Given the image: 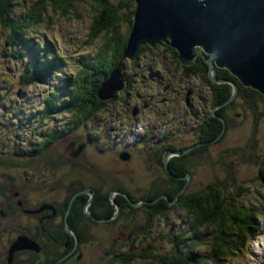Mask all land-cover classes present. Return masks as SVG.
Wrapping results in <instances>:
<instances>
[{
  "label": "trees",
  "instance_id": "16d2710c",
  "mask_svg": "<svg viewBox=\"0 0 264 264\" xmlns=\"http://www.w3.org/2000/svg\"><path fill=\"white\" fill-rule=\"evenodd\" d=\"M83 1L90 2L92 13L83 44L97 42V47L81 52L80 32L79 44L73 48V51L75 54L76 52L81 54L85 62L81 66V73L76 74L71 81L72 91L69 94L68 106L54 110L61 112L69 108L74 126L81 122V126L85 128L89 126V119L94 115L104 116L107 104L124 105L126 99L129 101L133 98L130 95L133 90L140 89L139 85L135 88L137 82H146L144 77L133 75L134 67L142 62V55L138 54L135 61L128 58L122 59L119 55L130 27L132 0H0V28L3 33H6L5 50L9 53L3 52L8 57L13 59L26 55L34 57L31 65L20 73L23 85H28L44 77L33 68V65L38 63L37 57L42 51L37 42L32 43L23 39V34L29 28L49 26L52 23V17L73 16L74 19H81L76 12H78L77 5H81ZM18 2L19 4L24 2L19 10ZM44 49L51 54L54 61H62L61 55L55 52L53 47L45 46ZM141 50L142 54L152 59L150 65L142 71L143 75H146L149 69L157 71L160 60L159 62L163 65L167 63L170 66L168 69L173 74L171 77L180 74L181 77L189 78L197 74L199 82L208 87L209 102L206 107V117L194 132L198 139L194 141L192 135H188L187 138L183 135L176 142H167L165 146L153 151V155L148 153L149 156L146 159V161H153L162 172L151 170L152 175L149 172L143 175L136 172H124L126 182L118 181L119 183H114L116 186H110L109 190H106L105 182L90 183L88 179L92 175H88L85 181L81 180L78 184L79 179L73 178L67 179L65 184H62V180L51 183L49 189L53 190V193L60 192L64 197L59 205L52 203L58 213L57 217L60 216L57 219L61 221L55 228L52 226L53 229L48 230L45 225L43 226L46 234L41 236L39 242L44 244L48 240V244H53V249L50 252L43 248L32 252L30 256L32 259L34 257L39 259L38 264H73L78 252L77 244L84 245L92 240L94 226L106 230V234L113 236V239L108 241L109 244L108 242L99 244L103 252L102 259H105L103 264H226L228 260L242 255L243 250L259 234L260 217L264 216V160L258 164L257 170L256 181L263 186V194L256 196L259 200L257 203L248 201L249 189L239 181L228 182L223 177L215 175L216 177L209 179L207 184L194 190L195 186H191V179L197 173L199 174L201 167H205L203 164L206 163L204 162L206 157L202 152L212 158L214 150L220 154L228 147L218 145L223 141L230 127L232 129L238 121L242 120L240 116L232 112V107L236 105V110L244 107L256 120L262 116L261 104L264 101V95L242 86L226 69L214 67V78L233 81L237 85L236 96L227 101L232 94V87L226 82L216 83L207 77L206 72L209 69L205 61L207 56L201 53L195 57L192 64L183 65L175 48L170 45L168 37L154 46L141 45L139 51ZM74 56L76 55L71 57ZM118 64H121V68L123 66L126 68L125 75L121 71L122 78L126 79V85L122 90L115 91L111 98L102 100L97 94L98 87ZM167 72L169 73L168 70ZM125 92L129 93L126 99L118 100L117 96ZM51 101L55 102L53 99ZM12 108L13 105L8 106L9 110ZM46 109L45 107L44 110ZM17 112L18 110L15 109L14 115L18 114ZM100 112L103 113L100 114ZM168 125L170 126L171 123L168 122ZM27 126L25 123L23 129L19 127L15 129L16 132L11 135L14 143L18 140L24 142L21 138ZM172 127L175 131V127ZM73 128L70 127L68 130ZM64 129L67 128L64 127ZM94 133L96 134V130ZM58 135L56 134L55 137ZM51 139L53 137L48 140ZM173 140H176V136H173ZM46 144L37 145L35 152L45 149V146H48ZM10 148L12 151L3 157L1 153L5 147L0 148V167L2 168L17 164L14 161V147ZM239 150L241 148L235 147L228 150L227 155L236 153L246 161L248 157L245 151ZM166 155L170 157L165 162ZM47 171L54 173L55 169L49 168ZM130 179L134 182H128ZM144 179L147 180L143 181ZM141 181L142 183H137ZM6 188L7 185L3 187L0 182V197L7 195ZM111 191H115L113 200ZM7 201L6 204L0 203V218L8 220L15 216L20 220L22 215L17 210V205L10 200V197ZM172 209L187 216L186 229L175 233L173 229L168 228L169 230L163 233L155 227L154 221L167 218L171 215ZM139 214L141 218L137 220ZM65 218L74 234L64 229ZM84 225L86 226L83 227ZM128 227L138 229L130 235H124ZM38 231L39 227L35 233L31 232L34 240L39 238ZM16 232L29 235L19 226L2 235L10 237ZM166 240L171 244V250L163 253L158 246ZM203 248L201 253L196 252L197 249Z\"/></svg>",
  "mask_w": 264,
  "mask_h": 264
},
{
  "label": "flooded vegetation",
  "instance_id": "af4514ba",
  "mask_svg": "<svg viewBox=\"0 0 264 264\" xmlns=\"http://www.w3.org/2000/svg\"><path fill=\"white\" fill-rule=\"evenodd\" d=\"M41 51L42 56L40 58L37 57L38 63L34 64L33 68L37 72L42 73L44 77H42L40 81H32V83L28 85H23L20 73L28 68V66H25L24 69L19 73L20 78L18 81L20 87L15 94L16 97L14 98V101H17V98H21V92H24L26 87L43 84L46 80L53 77L56 72L60 73V79L54 87H52L45 93V95L40 99L39 104L33 107L36 110L31 109V111H28L29 114L27 115H25L26 112L20 111L17 112L18 114L13 115L14 118H23L24 120H33L34 122V128L32 130H30L29 126L25 128V134L21 138V140H23L24 142H20L18 140L19 144H17L18 142H15V144L13 145V151L15 155L14 161L17 163L14 164L13 167L25 169L26 167H34V165L42 164L44 167V171L47 173L46 175H44L45 180H50L52 182L62 180V184H65L66 180L69 178L79 179L77 182L78 184L79 182H81V180L85 181L88 178V175H92V177L88 179L91 181L90 183L101 184L102 182H105L107 185L106 190H109V187L115 185L116 182L119 183L118 181H122L123 183L126 182V179L123 175L124 172H136L139 175H143L142 172H139L137 170L140 162L145 163L142 155L144 157L146 155L147 159L149 154L153 155V151H156V149H158L159 147L166 145L167 138L171 135L170 132L166 131V127L168 126V122H170L171 124L174 123V120L167 118L168 111H165V105L168 100L175 99L174 102L176 103V105L178 104V102L182 101L184 103V116H186V114L188 113H195L194 116H192L194 117L193 123H189L191 134L195 132V129H198L197 127L201 122H204V117H206V107L208 106L209 102L208 87L199 82L197 74H194L189 78L181 77L179 74L178 79L180 82H182L183 85L181 89H177V91H179V94L174 91V94L170 99L164 96L160 97L164 95V93L155 95L149 94V92L147 91L146 94L144 92L143 95L139 93L130 94L131 96L134 95L131 99L134 101L132 103L133 106L129 104L131 100L128 101L126 99V106L123 105V107H120L124 108L121 110L123 116H121L122 113H120L119 115H114V119H110V125L106 120L101 121L102 128H96V134L94 133V137L91 139V141H96L99 144V156L102 159H96L94 161L95 165H93L92 163H88V161L93 158V154L87 151L86 142H78V137L81 138V122L74 126V121L71 118L69 108L66 111L61 112L54 110L58 107L68 106L69 94L72 91L71 81L75 78L76 74L81 73V66L85 62V59L81 57V54L77 52L75 54V51L71 55L59 52L62 57V61L56 62L54 61V58L51 56V54L47 53L46 49H41ZM139 52L137 53V55H146L142 54V50L140 53ZM72 55L76 56L71 57ZM136 59L137 56L135 60ZM124 68L125 67L123 66L121 68V71H123L125 75L126 68ZM145 68H140V64H137L134 67L133 75L145 77L142 72ZM149 70V72L151 73L155 71L152 69ZM168 71L170 73L169 69ZM70 74L72 75L70 76ZM214 74L215 70L213 72V75ZM123 78L125 79V77ZM143 82L144 81H142V83ZM172 85L173 84H171V86ZM145 89L146 88H143L142 90ZM125 93L127 95L129 94L127 92ZM49 97H51V99H53L55 102H52ZM49 99L50 101H48ZM138 101H140V105ZM148 101H150V103ZM53 103H55V105H53ZM108 105L109 104H107L106 108L104 109V112L107 111ZM45 107L47 108L46 110H44ZM14 113L15 110H13L12 114ZM102 113L103 112H100V114ZM10 122L12 123L11 120ZM19 123L15 124L14 130H17L18 127L19 129L24 128L25 125H22L20 121ZM64 127H66L67 129L65 130ZM70 127H74L73 130H68V128ZM16 130L11 134L9 133L10 137L16 132ZM175 130H177V128H175ZM7 131L9 132L8 129ZM125 132H127V135H125ZM56 134L59 135L55 137ZM156 135H161L164 141L161 142L159 139L153 140ZM50 137H53V139L49 141L48 139ZM129 137H132L134 140L132 144L126 141ZM193 138L194 141L198 139L195 133ZM150 140L151 143H149ZM46 143L48 144V146H45V149L35 152L37 145L44 146ZM106 150L108 152L112 150L114 151V155L107 161L103 156L104 151ZM168 157L167 155L164 157L165 162ZM121 158H123L124 160ZM74 162H79L81 168H85V166L89 167V171L81 172L78 169H73L72 167L74 166H72V164ZM128 163H130V166L126 170L125 166ZM49 168H51V170L55 169V172L53 173L52 171L50 173L49 171H47V169ZM36 170L37 169L33 171L32 176L35 178L37 184H39V187H21V184L20 186H18L16 177L13 178V181L11 180V178L5 181V176L10 174L6 171H2L3 174L1 175L4 176L0 177V182L1 186L3 187L7 185V195H5L6 197H0V199H3L2 201H0V203H8L7 200L8 197H10V200H12L17 205V210L20 212V214L28 218V225L26 227L24 226L23 229L27 233H30L32 231H34L35 233L37 231V227H39V231L37 233L39 235V238H37V240H34L31 235H22L18 232L10 235V237H4L5 243L2 246L0 264H38L39 259H36L35 257L34 259H32V256H30V254L32 252L40 251L42 248L49 252L53 249V244H48V240L45 239V245L41 244L39 241L41 239V236H43V234H46V229L43 228L44 225L49 230L55 228L57 224H60L59 221H61V219H57L60 216L57 217L58 213L54 206L59 205L64 197H62L63 194H61L60 192L53 193L54 191L49 189L50 185L46 186L43 189L41 187L42 181L40 177L35 175ZM81 173L84 174L82 177ZM128 182L132 183L134 182V180L130 179L128 180ZM113 192L115 191H111L112 200L114 194ZM47 194L49 195L48 197H51V199H46L47 196L45 195ZM58 197H60V199ZM28 201H31L33 203H28ZM52 203H55V205L53 206ZM32 207H36L35 209H40L41 207L37 215L31 212V210H35L32 209ZM34 218H36V221L34 220ZM67 224L69 223L65 218L63 224L64 229L74 234V231ZM52 226L53 228H51ZM19 238L31 239L32 243L38 246V250L36 251L35 249L26 247L11 252L12 245ZM23 242L25 245L27 244L25 241ZM47 245L50 246L47 247ZM77 245L78 252L73 264H85L83 259H81V246L83 244Z\"/></svg>",
  "mask_w": 264,
  "mask_h": 264
},
{
  "label": "rangeland",
  "instance_id": "374dc122",
  "mask_svg": "<svg viewBox=\"0 0 264 264\" xmlns=\"http://www.w3.org/2000/svg\"><path fill=\"white\" fill-rule=\"evenodd\" d=\"M117 1V0H113ZM24 2L17 3V9H21ZM90 2L83 1L81 2V5H77L78 12L77 15L81 17V19L77 20L72 17H52V23L49 26L41 25L38 28H29L28 31L23 34V39L26 41L32 42L35 41L38 43L39 48H45V46L53 47L55 52L60 53H67L68 55L73 54V48L77 47L79 44L80 39V32H81V52H86L88 49H92L94 47H97V42H94L92 44H83V39L85 37V32L88 29L89 23H90V17L92 15L90 10ZM6 37V33H3V30L0 28V148L5 147L4 150H2L1 156L7 155V153H10L12 151L11 146H13L14 140L12 137H10L9 133H13L14 126L16 123L21 122L22 125H25V123L29 126L30 130L34 128V122L33 120H24L23 118H14L12 114L13 110L18 109L20 112H26L25 115L29 114L28 111H31V109H35L33 107L37 106L40 102V99L45 95V93L54 87L59 82V75L60 73H55L53 77L46 80L43 84H37V86L32 85L25 88L24 92H21V98H17V101H14V98L16 97L15 94L18 91V88L20 87L19 84V73L24 69L25 64H27L30 59L31 55H27L22 59H13L8 57L3 51L6 53H9L8 50H5V43L4 38ZM155 54V53H153ZM152 55V54H151ZM154 60H157V58H154ZM152 61L151 58H149L148 55L142 56V62L140 63V68H145L146 66L150 65L149 63ZM158 61V60H157ZM160 61V60H159ZM158 61V68L157 71L147 72L145 75L146 82L141 83L137 82L135 88L139 85V88H136L133 90L132 94H142L148 91L149 94H155L159 95L160 93H164V95L160 97H167L171 98V96L174 94V91H176L177 94H179L177 89H181L182 82L179 81L178 76H173L172 72H167L168 67H170L167 63L163 65L162 62ZM125 71V70H124ZM208 77V71L206 72ZM169 77V78H167ZM171 84H173L171 86ZM143 88H146L145 90H142ZM140 95V96H142ZM127 94L123 93L117 96L118 100L124 101L126 99ZM134 96V95H133ZM140 100V99H136ZM175 100V99H174ZM174 100H168L165 105V111H168L167 118L174 120L173 124L170 126L168 125L166 127V131L170 132L171 135L168 136L167 142L173 143L177 140H180L181 136H185L186 138L189 136L194 137V133L191 134L189 129V123H193L194 121V114L195 113H188L186 116H184V103L178 102L176 105ZM134 101L131 100L129 103L131 106H133ZM139 105H140V101ZM150 103V101H148ZM9 105H13L12 110L8 109ZM125 105V103H124ZM262 116L259 119L254 120V118L250 115V113H247V110L244 109V107L241 109L236 110V105L232 107V112L234 114H238L237 116H240L242 120L238 121L237 124L233 126V128L229 129L227 132L225 138L218 146H224L225 151L218 154L214 150L212 152L213 157H208L207 154H202L206 157L204 159L206 162L203 164L205 167H201L199 169V174L197 173L193 179H191V186L194 187V190L200 189L201 185L207 184V181L211 178L220 176L226 179L228 182L231 180L239 181L241 182L245 187L249 189L247 194L248 201H253L254 203H257L258 198L256 197L258 194H263V186H261L256 180H257V170H258V164L264 160V101H262ZM126 106V105H125ZM123 107L122 104L116 103L115 105H108L107 111L104 113V116L100 115H94L92 118L89 119V126H86L85 128L81 126V138L78 137V142L81 143H87V151L93 154V158L88 161V163H92L95 165L96 159H102L99 156V150L100 146L96 141H91V139L94 137V132L97 127L102 128L101 121L106 120L109 122V125L111 124L110 119H114V115H119L122 113ZM28 108V109H27ZM36 110V109H35ZM151 114V113H150ZM153 115V114H152ZM123 116V113L121 114ZM245 116V117H243ZM116 117V116H115ZM191 118V119H189ZM12 121V123L10 122ZM20 124V123H19ZM174 126L177 128V130H173ZM9 130V132L7 131ZM190 133V134H189ZM125 135H127V132H125ZM90 136V137H89ZM173 136H176V140H173ZM253 137V138H252ZM159 139L161 142L164 141L163 137L161 135H156V137L153 140ZM126 141L128 143H133V138L129 137ZM185 142V141H184ZM183 142V143H184ZM151 143V140L149 141ZM138 144V142H137ZM234 146V147H233ZM8 147V148H7ZM241 148L239 151H245L247 155V160H243L240 155L234 153V154H228L227 151L231 150L233 148ZM229 148V149H228ZM228 149V150H227ZM103 154V153H102ZM223 154V155H222ZM114 155V151H104V158L109 160ZM142 155V154H141ZM222 155V156H221ZM255 155V157H254ZM170 155H167V157ZM144 161L146 160L145 157L142 155ZM251 157H253L251 159ZM246 158V157H245ZM123 159V158H121ZM124 160V159H123ZM151 165H148V164ZM79 162H74L72 164L73 169H78L79 171H89V167L81 168V165H79ZM14 165H9V167L2 168L0 167V177H3L4 175L2 171L8 172L10 175L5 176V181H7L9 178L13 181V178L16 177V180L18 181L17 185L21 187L22 186H30V187H39V184H37L35 178L32 176L33 171H35V175L39 176L42 185L41 187L44 189L46 186H49L51 183H53L50 180H45L44 175L47 173L44 171L43 165H34V167H26L24 168H18L13 167ZM130 166V163H128L125 166V169ZM37 167V168H36ZM137 170L139 172H142L145 174L146 172H149L152 175V171L155 172H162L160 170L159 166L155 165L153 161H146L145 163L140 162ZM84 174L81 173V177ZM214 175V176H213ZM13 176V177H12ZM43 177V179H42ZM28 179V180H27ZM147 179H144L145 181ZM4 181V182H5ZM137 183H142L137 182ZM17 186V187H18ZM45 196H49L48 194ZM46 199H51V197H48ZM256 197V198H255ZM60 199V197H58ZM3 199L1 198L0 201ZM37 203V202H36ZM36 207H32V209H35ZM41 209V207H40ZM40 209L31 210L32 213L37 215L40 211ZM171 215H169L167 218H164L163 220L159 221L158 219H153L155 222V227L165 233L166 230L173 229V232L177 233L180 230L186 229V215L178 210H171ZM143 215V214H142ZM140 214L138 215L139 220ZM28 218L21 216L20 220L17 219L15 216L11 217L8 220H3L0 218V259H1V251L2 246L5 243L4 237L5 235H2L12 229H17L18 226L22 229L24 226L26 227L28 225L27 223ZM30 220V219H29ZM36 221V218H34ZM22 222V223H21ZM38 222V220H37ZM84 225L83 227H85ZM260 231L256 239L249 243V246H247L243 250L242 255H238L233 259L228 260L226 264H264V216L260 217ZM94 231L92 232L93 238L88 243L84 244L81 248V254L82 259L85 262V264H103L105 262V259L103 258V252H101L99 244H105L106 242L113 239V236L106 234V230H103L99 228L98 226H94ZM169 228V229H168ZM138 228H131L128 227L126 231H124V235H130L131 232L137 230ZM31 235L32 233H28ZM2 235V236H1ZM115 236L116 233H114ZM119 236V235H118ZM6 238V237H5ZM28 241H32L31 239H28ZM34 242V241H33ZM37 244V243H36ZM109 244V242H108ZM107 244V245H108ZM136 244V242L134 243ZM159 250L161 252H167L171 250V244L167 243V240L158 246ZM203 249H197V253H201ZM206 264V263H204ZM221 264V263H220ZM224 264V263H223Z\"/></svg>",
  "mask_w": 264,
  "mask_h": 264
},
{
  "label": "water",
  "instance_id": "95a60500",
  "mask_svg": "<svg viewBox=\"0 0 264 264\" xmlns=\"http://www.w3.org/2000/svg\"><path fill=\"white\" fill-rule=\"evenodd\" d=\"M167 37L183 65L201 53L207 56L208 78L232 87L227 101L236 96L237 85L214 78V67L264 95V0H132L130 27L119 55L134 61L141 45L154 46ZM125 85L118 64L98 87V97L111 98ZM26 247L38 250L28 238H19L11 252Z\"/></svg>",
  "mask_w": 264,
  "mask_h": 264
}]
</instances>
